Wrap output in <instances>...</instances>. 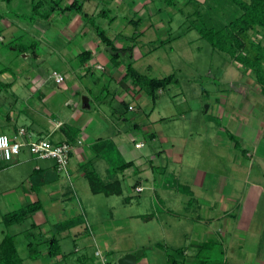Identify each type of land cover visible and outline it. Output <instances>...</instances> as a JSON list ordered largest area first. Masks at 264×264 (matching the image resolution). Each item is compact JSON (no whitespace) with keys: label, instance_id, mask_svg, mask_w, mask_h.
<instances>
[{"label":"rangeland","instance_id":"1","mask_svg":"<svg viewBox=\"0 0 264 264\" xmlns=\"http://www.w3.org/2000/svg\"><path fill=\"white\" fill-rule=\"evenodd\" d=\"M36 1L33 0V3H31V0H22L19 3L23 15L18 19L26 31L23 38L14 41L15 44L28 45L35 42L34 35L29 31L35 28L36 22L47 25L49 29L53 27L57 29L56 26H59L56 24L57 22L61 25H65L67 22L66 17H55L52 18L53 20L51 18L47 20L46 17L41 16V14L48 15L51 13L50 7L52 4L49 2L50 0L42 5L41 10L38 9L41 14L35 12L33 6ZM149 1L154 3L153 7L155 6V9L152 7L150 9L147 3V10L141 14H136L137 10H135L133 4L130 6L132 9L128 6L132 0H124L121 3L114 0H87L83 8L85 12L91 15L95 13L93 10L97 8L98 11L109 9L108 15L95 16L93 14L95 16L93 18L96 24L101 26L110 37L119 32L129 35L132 34V30H134L133 33L136 32L137 28L131 26V24L129 25L125 20L133 15H136V19L138 16L152 17L153 27L145 32L139 42L137 41L136 47L139 49L140 55L135 53V60L132 61L135 63L134 66L148 77L163 78L171 74L176 77L175 83L157 93L155 101L148 96L151 105L144 107L137 103L135 110H128L123 103H118L119 110L124 113L123 116L127 120L146 123L147 125L149 123L156 124L154 130L157 134L156 139H150L146 133L139 132L141 135L139 140H143L144 146L140 150L134 147L133 142L127 141L131 149L147 152L146 161L149 167L141 175L136 172L135 175L124 181L122 180L123 173L120 170H108L105 173L102 163L96 162L97 170L100 171L98 174L101 178L103 177L104 182L111 179L122 180L123 193L121 195L94 194L87 178H82L75 185H70L65 173H61L62 183L68 187L67 191L75 196L74 202L71 203L76 209L75 212H80V206L88 209V211L93 208L92 217L97 219L99 225L103 221L102 232H106L105 229L108 228V232L112 233V241L106 242L115 250L112 253L114 254L113 257L110 258V260L114 259L113 264H117V258L123 254L124 249L131 248L134 251L138 245L147 248L144 256L138 259V264L144 259L145 264H171L175 257L179 261L182 259L181 249L179 248L184 245L188 246V243H192L191 248H193L192 245L195 247L197 243L195 241H159L161 237L158 238L163 232L158 226V220L161 222L163 218L168 217L165 210L175 209L177 212L171 215L173 218L171 219L169 215L170 218L168 219L173 223L180 222V220L181 222L184 221V223H181L182 225L190 224L188 218L184 219V215L189 217L192 214L194 217L200 213L198 202L194 200L195 198L192 197L191 193L186 190H178L176 186L188 185L189 188L191 187L190 189L197 194L200 193L201 196H204L202 193L205 192L213 197L218 192L228 195L230 191L234 190L237 193L245 192L251 186L250 183H255V180L260 179L259 175L264 173V160L259 157L264 156V144L257 145L252 137H244V139L235 132L240 141L239 146L236 148L229 137V132H232V129L227 120V113H230L231 110L236 112L237 115L242 116L244 114L250 128L248 132H252L249 134L255 135L257 130L258 133L263 131L262 138H264V102L260 99L263 97L259 93V85L256 83L254 73L232 61L224 52L214 49L209 41L198 32L197 27L202 23L199 14H196L195 11L199 2L204 0H188L186 4L184 0H178L179 4L176 8L166 6L163 0ZM10 6L11 9L12 7L17 9L14 2ZM218 6V10L222 11L223 2H219ZM5 10L3 7V12ZM154 10L158 13H152ZM13 11L17 12L14 9ZM159 13V16L165 15L166 17H161V20L158 16L155 18V14ZM213 15L215 19L224 20L215 11ZM51 16L52 14H50ZM226 16L229 17V15ZM112 17L117 19L112 22ZM87 25L92 27L90 22ZM141 29L142 27H139L137 31H142ZM119 38L121 37L119 36ZM78 39L75 38L74 41ZM162 40L165 41L164 44H161ZM12 46L8 48L5 46L4 52L1 51L0 68H9L8 72L14 78L18 77L19 80L23 81L30 79L29 73L31 75L37 71L36 69L33 70L36 64L44 68L46 74L50 72L52 76L53 69H59L55 55L45 53L42 60L27 58L25 62L22 57L26 53H21L18 49L11 50L14 47ZM121 57L125 58V62L129 60L127 55ZM23 61L29 66L24 65V67H21ZM4 80L8 81L7 79ZM113 82H111L110 89L114 87ZM49 86L59 89L54 77L49 80ZM0 88L2 87L0 86ZM240 93L246 99L248 98L243 105L239 103L236 105L233 102L235 97L232 101L217 102V98H221V96L231 99L235 94L240 95ZM253 93L259 96L258 99L256 98L260 101V103L257 102L258 105L251 101L253 99L251 94ZM21 97L20 94L19 98L16 99L10 89H0V126L8 124V116L16 117L19 113L22 114V110L25 114H30L35 118L40 114L38 111L42 110L43 113H50L46 111V108L44 109L45 104H39L37 96H28L25 99ZM125 100L129 102L133 98L128 96ZM51 101L46 105L53 108L55 113H59L60 110L62 113L69 110V107L64 104L65 96L62 97L59 94ZM110 104L115 106V100L109 95L102 96L98 103L100 109L107 114H111L112 111ZM36 107L40 108V110H36L37 112L34 111ZM62 108H64L63 111ZM53 109H51V113H53ZM23 119L19 118V121L22 122ZM128 122H126L125 133L130 139L128 133L134 130H132V124ZM161 132H164L169 138L171 136L173 138L177 137L175 140H170L175 143L173 156L167 157L163 153L166 143L162 140ZM8 134L11 137L13 135L11 131ZM255 145L259 147L257 153L253 150L254 147H257ZM161 152L162 157L160 156ZM181 154L184 155L182 159H180ZM31 155L26 148L22 149V158ZM152 155H155L157 159L154 160ZM30 172V168L13 172L1 171L0 186L3 184L10 190V187L15 189L22 184L28 185V178L32 173ZM31 176L34 178V174ZM140 178L144 186L143 191H138L134 187ZM13 195L11 191L3 194L0 187V241L5 233L17 234L15 242L19 247V252L25 259V264H32V258H35L37 254L34 250L36 243L42 241V230L35 225L37 220L34 219V215H28L20 224L13 226L5 224L3 220L5 214L3 213L7 210L6 203H12V200H14L15 195ZM128 196L130 197L128 198ZM182 201L184 202L183 205L191 201L193 210L184 208ZM155 208H157V211ZM190 211L193 213H189ZM152 212L159 215V218L157 216V218H148L149 221L142 218H127L128 214L142 213L150 215ZM59 220L60 217H55L48 222H59ZM193 226V229L197 231L202 225L194 222ZM60 227L62 226H53L59 240L62 239V235L69 232V230L63 231ZM81 228L83 227L81 226ZM70 235L68 237L64 236L68 240L66 241L68 246L65 248L67 254L74 258V256L78 257L80 254L85 253L87 263L82 262L79 264H103L101 257L95 255L96 248L94 244L78 239L72 241L76 236L73 233ZM81 235L87 237L86 233ZM149 238L154 241H148ZM136 239L137 241H134ZM74 242L79 248L78 252L74 251ZM30 243L32 244L30 245ZM223 259L224 256L221 261Z\"/></svg>","mask_w":264,"mask_h":264},{"label":"crops","instance_id":"2","mask_svg":"<svg viewBox=\"0 0 264 264\" xmlns=\"http://www.w3.org/2000/svg\"><path fill=\"white\" fill-rule=\"evenodd\" d=\"M21 1L22 0H0V12L4 14V18L0 22L2 28L0 36V53L1 51L4 52L5 46L8 48L13 45L14 47L12 46L13 48L11 50H19V48H21L23 50L21 53H26L22 57L25 62L27 58L42 60L45 53L55 55L59 69H53L52 72L58 71V73L64 76V80L62 82H57L54 78L59 89L49 86V80L53 76L50 72L46 74L44 68H41L39 64H36L35 68H33V70L36 69L37 71L31 75L29 73L30 79L28 78L25 81L19 80L18 77L14 78L12 74H9V68H0V86L2 87L0 89H10L16 99L19 98L20 94L23 99L26 97L28 98V96H37L39 104H45L44 109L46 108V111H48V113L50 112L47 114L46 112L43 113L42 110L38 111L40 114L35 118L30 114H25L24 110H22V114L19 113L16 117H7L8 124L0 126V133L8 134L11 131L13 137L20 128H25L33 139L37 137H47L52 142H61L67 141L69 138L68 135L65 134L66 132L61 129V126L68 124L72 126L73 130L76 129L77 131L75 132L76 138L72 141L73 150L70 156L68 172H59L55 162L51 159H41L34 155L22 158L21 152L10 161H0V172H13L24 168H30L32 172H30L31 175L34 174V178H32L29 173L28 185L22 184L15 189L10 187V190L3 184L0 186L3 194H7V192L11 191L15 195L12 203H6L7 210L3 214L18 210L29 203L41 201V209L30 214L35 216L34 219L37 220L35 225L39 226L42 230V241L36 243V248H34V250L37 254L35 258H32V264L87 263L85 253L82 255L80 254L78 257L74 256L76 259L67 254V249L65 248L68 246L66 244L68 240L65 237L71 236L70 234L72 233L76 236L72 241L78 239L86 243L88 241L94 244L96 248V257H101L103 264H113L114 259L110 260V258L113 257L114 254L112 253H114L115 250L106 242L112 241V233L108 232V228L105 229L106 232H102L103 221L99 225L97 219L92 217L93 208H90L88 211V209L80 206V212H75L76 209L71 204L74 202L75 196H72L71 192L67 191L68 187L62 183L61 173H65L70 185H75L80 179L87 178L84 171V165L87 161H92V165L98 173L100 171L97 170V161L102 163L105 173L108 170L120 169L123 173L122 180L124 181L135 175L136 172L140 175L145 173L146 169L149 167L146 161L147 152L131 149L127 141L133 142L136 149H142L144 147L143 140H139L141 137L139 132L146 133L150 139H156L157 134L154 130L156 124L149 123V125H147L146 123L129 121L118 108L119 102L123 103L128 110H135L137 103H140L144 107L151 105L150 96L147 94L146 90L141 89L131 77L127 76L125 58L121 57H126V53L122 52V49L128 45L129 38L127 37L131 36L134 30H132V34L130 35L119 32L112 37L109 36L113 40L114 45L119 49L118 51L121 55L119 58L120 64L115 63L112 59L113 55L119 52L113 51L112 46V52H109L107 49L108 46L103 44L93 26L89 27V25H87L89 22L85 21L79 12L55 11L47 20L50 18L53 20L52 18L55 17H66L67 22L65 25H61L57 22L56 24L59 25H55L58 27L57 29H55V27L49 29L47 25L36 22L35 28L29 31L34 35L33 38L35 42L28 45L25 44L26 46L24 44H15L14 41L18 38H23L26 31L23 29L18 16H16L13 11L14 9L19 14L23 13L19 8L21 7L19 4ZM71 1L72 0H64L62 5L64 6ZM114 1L121 3L124 0ZM13 2L17 9L13 7L11 9L10 5ZM31 3H33V0H31ZM147 3L150 9L151 7H155H153L154 3L149 0H137L136 4L132 0L128 6L130 7L131 4H133L135 10H137L136 14H141L143 12L145 13L147 10ZM3 7L6 9L4 12ZM130 8L132 9V7ZM97 9L93 10L95 13L92 14L96 16L99 15L98 13L101 12V10L98 11ZM152 13L158 12L154 10ZM159 15L160 13L155 14V18L158 16L161 20V17H166L165 15ZM138 17L142 19L138 25L142 27V31H140L142 35L139 37V39H141L145 32L153 27V24L151 23L152 17L150 16ZM134 18L136 19V15L125 20H127L129 25L131 24V26H134L133 22H130V20ZM167 21H169V19H167ZM119 36L121 38H119ZM75 38L79 39L74 41ZM136 46L133 50V61L135 60V53L140 55L139 49ZM85 51H89V53L85 54ZM24 61L21 67H24V65L29 66V64ZM133 64L135 63L133 62ZM249 80L255 82L252 79ZM112 81H114V87L110 89ZM259 93L263 97L261 90ZM59 94L62 97L65 96L64 104L69 107V110L64 113H62L61 110L59 113H55L53 108L46 105L51 103V100L58 97ZM104 95L112 96L115 100V106L110 104V108L112 109L111 114L105 113L98 105L101 97ZM251 95L253 98L251 100L252 102L260 103V101L257 100L259 96L255 93ZM128 96L132 97L133 100L127 102L125 99ZM232 99H234L233 102H235L236 105L237 103L243 105L248 98L246 99L245 96L240 93V95L235 94L231 99L221 96V98H217V102L232 101ZM260 99L264 102V97ZM259 103H257V105ZM130 106H133V108L130 109ZM51 109H53V113H51ZM36 110H40V108L36 107L34 111ZM63 110L64 108H62V111ZM227 114V120L232 129V132L229 133L233 134L238 141L239 138L235 132L241 135L242 138L252 137L257 145L264 144V138H262L263 131L258 133L257 130L255 135L249 134L252 132H248L250 128L244 118V114L242 116L237 115L236 112L232 110ZM19 118L24 119L20 122ZM126 122L132 124V130H134L128 133L130 139H128L125 133ZM72 132H70V134H72ZM161 136L162 140L166 143L163 153H165L167 157L173 156L175 143L170 140H175L177 137L173 138L171 136V138H169L164 132H161ZM100 140L106 141V144H102V148L96 153L93 147ZM231 140L233 145L237 148L235 139ZM243 150L245 151L246 149L244 148ZM253 150L257 153L259 147H254ZM160 156L162 157V152ZM183 156L184 155L181 154L180 159H182ZM259 157L264 160V156ZM152 158L154 160L157 159L155 155H152ZM123 162H132V164L122 170L120 166ZM259 177L260 179L255 180V183H250L251 186L249 188L247 187L248 190L245 192L237 193L234 190L230 191L228 195H223L221 192H218L217 195L213 197L204 191L205 193H202L204 196H201L200 193H195L190 187V191H186L191 193L192 197L195 198L194 200L198 202V210L200 213L198 212L199 214L194 217L192 214L189 215V217L183 216L184 219L188 218L190 222L189 225H182L181 223H184V221L181 222L180 219V222L173 223L168 218L177 211L172 208L165 210L168 217L163 218L161 222L158 220V226L163 231L161 235L158 236L159 239L161 237L159 241L197 242L195 247L192 245L193 248H191L192 243H188V246L184 245L179 248L181 249L182 259H180V262L177 257L173 258V261H177L174 264H264V173L259 175ZM105 180H107V178H105ZM113 180H120L122 186L121 179H111L110 181ZM136 184L143 187L144 190L141 178ZM184 186L189 187L188 185ZM129 197L130 196H128V198ZM183 203L182 201V206L184 208L187 210L191 208L193 210L191 201L186 202L185 205H183ZM155 209L157 211V208ZM189 213L193 212L190 211ZM145 215L149 214H128L127 218H142L148 221L154 217L159 218V215L153 212L150 214L152 215L150 219L144 218ZM63 216L65 218H61ZM55 217H60L61 221L48 222ZM172 218L171 216V219ZM65 221H70L74 225L68 228L63 226L60 227L63 231L69 230L70 234L68 232V234L62 235V239L59 240L56 236L57 234H55L56 232H54L53 226L59 227ZM194 222H198V224L203 227L201 226L197 231L194 230ZM81 226L83 228H81ZM72 230H74V232H72ZM82 233H86L87 237H83L81 235ZM11 235H13L16 240L17 234L11 233ZM54 237L58 239L61 251L56 255L49 253V243H52L51 240ZM134 241H137V239ZM148 241L154 240L149 238ZM74 245V251L78 252L79 248L76 242H74ZM87 245L85 246L86 248L88 247ZM17 248L19 252L18 245ZM141 248L143 249L141 256H144L145 250L147 249L146 247L138 245L134 251ZM134 251L131 248L124 249L123 254L118 256L117 259L126 253H135ZM19 255L22 258L21 264H25V259L20 252ZM223 256L224 259L221 261ZM144 260L139 263L145 264L146 262H144ZM136 264H138V260Z\"/></svg>","mask_w":264,"mask_h":264},{"label":"trees","instance_id":"3","mask_svg":"<svg viewBox=\"0 0 264 264\" xmlns=\"http://www.w3.org/2000/svg\"><path fill=\"white\" fill-rule=\"evenodd\" d=\"M86 1L87 0H72L70 3L63 6L62 3L64 0H50L49 2L52 4L50 7V14L59 10L79 12L82 14L85 21H89L92 24L103 44L112 46L113 51H118L119 49L114 45L113 40L106 34V31L94 21L95 19L93 17L96 15H91L83 10ZM134 1L136 2L137 0H133V2ZM45 2H48V0H37L33 6V10L38 14H41L38 12V9L41 10L43 8L42 5H44ZM187 2L188 0H184L185 4ZM219 2H223L222 11L218 10ZM163 3L168 7L176 8L179 1L163 0ZM108 11L109 9H102L98 14L100 16H106L108 15ZM214 11L223 17L224 20L221 21L218 18L215 19V16L213 15ZM195 13L199 14L202 23L197 27V30L202 37L206 38L214 49L224 52L232 61L237 62L242 67L249 69L254 73L256 83L259 85L261 94L264 97V0H204L203 2H199ZM14 14L18 17L23 15H20L17 12ZM50 14H41V16L49 18ZM206 15L207 17L205 18ZM226 15H229V17ZM3 18L4 14L0 12V22ZM115 19V17H112V22ZM141 20L142 19L138 17L137 19H131L130 22L132 21L138 30V25ZM137 30L131 36L127 37L129 38L128 41L130 44L122 49V52H125L129 58V60L125 62L126 74L128 77H131L141 89L146 90L147 94L153 99V101H155L157 93L175 83L176 77L174 74L163 78L148 77L134 66L132 61L133 50L137 45L139 37L142 35V33ZM1 33L2 28L0 26V36ZM164 43L165 41L162 40L161 44ZM19 50L20 52L23 51L21 48H19ZM84 53L88 54L89 51H85ZM120 56V52L113 55V61L120 64ZM61 129H63L66 132L65 134L68 135L69 138L67 141L73 144L72 141L76 138L75 132L77 130H73L72 126L68 124L61 126ZM70 132H72V134H70ZM229 136L231 139H235V145L238 147L239 141H237L236 137L233 134H230ZM102 144H106V141L100 140L94 145L93 148L96 153L102 148ZM92 164V161H87L84 165L85 176L88 179L92 192L103 193L107 196L121 194L122 186L120 180L104 182ZM131 164L132 162H123L120 168L124 170V168L131 166ZM134 187L137 190V187L141 186L135 184ZM176 188L178 190L190 191L189 187L184 185H178ZM41 207V201L29 203L18 210L5 214L3 220L8 226L20 224L28 215L38 211ZM151 216L152 215H145L144 218H150ZM72 225L74 224L70 221H65L61 226L68 228ZM51 241L52 243H49V253L52 255L59 254L61 251L58 239L54 237ZM31 244L32 243H30V245ZM176 262L177 261L174 260L172 264ZM21 263L22 258L19 255L15 238L13 235L6 233L0 241V264Z\"/></svg>","mask_w":264,"mask_h":264},{"label":"built area","instance_id":"4","mask_svg":"<svg viewBox=\"0 0 264 264\" xmlns=\"http://www.w3.org/2000/svg\"><path fill=\"white\" fill-rule=\"evenodd\" d=\"M57 82H62L64 76L58 71L53 72ZM133 106H130L132 109ZM25 136V137H24ZM26 148L32 155L41 159H51L55 162L59 172H68L73 144L68 141L52 142L47 137L32 138L25 128H20L11 137L7 133H0V161H10ZM142 190V187H137Z\"/></svg>","mask_w":264,"mask_h":264},{"label":"water","instance_id":"5","mask_svg":"<svg viewBox=\"0 0 264 264\" xmlns=\"http://www.w3.org/2000/svg\"><path fill=\"white\" fill-rule=\"evenodd\" d=\"M107 49L109 52H112L111 46H108ZM142 252L143 249H140L135 253H127L118 259L117 264H136L137 260L141 257Z\"/></svg>","mask_w":264,"mask_h":264}]
</instances>
